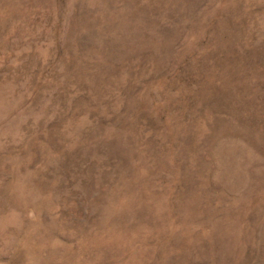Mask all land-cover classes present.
Listing matches in <instances>:
<instances>
[{"label":"rangeland","instance_id":"rangeland-1","mask_svg":"<svg viewBox=\"0 0 264 264\" xmlns=\"http://www.w3.org/2000/svg\"><path fill=\"white\" fill-rule=\"evenodd\" d=\"M0 264H264V0H0Z\"/></svg>","mask_w":264,"mask_h":264},{"label":"bare ground","instance_id":"bare-ground-1","mask_svg":"<svg viewBox=\"0 0 264 264\" xmlns=\"http://www.w3.org/2000/svg\"><path fill=\"white\" fill-rule=\"evenodd\" d=\"M45 218V217H44ZM50 219V218H49ZM41 221V220H40ZM39 222V221H38ZM63 228V227H62ZM48 230V229H47ZM58 231V230H57ZM12 232V231H11ZM98 232V231H97ZM56 235V234H55ZM101 236V235H100ZM36 237V236H35ZM84 238V237H83ZM88 238V237H87ZM101 238V237H100ZM23 242V241H22ZM84 245V244H83ZM90 251V250H89ZM85 256V255H84ZM38 258V257H37ZM62 259V258H61ZM89 259V258H88ZM74 260V259H73ZM66 262V261H65Z\"/></svg>","mask_w":264,"mask_h":264}]
</instances>
